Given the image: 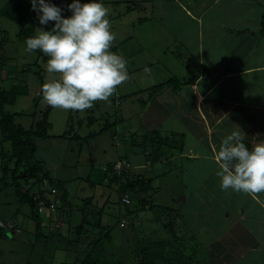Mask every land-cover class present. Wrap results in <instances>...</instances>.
<instances>
[{
    "label": "rangeland",
    "instance_id": "rangeland-1",
    "mask_svg": "<svg viewBox=\"0 0 264 264\" xmlns=\"http://www.w3.org/2000/svg\"><path fill=\"white\" fill-rule=\"evenodd\" d=\"M6 1L0 0V5ZM54 2L59 3L57 6H61V9H68V5L64 4L63 0H54ZM71 2L73 3V0ZM81 3H86V0ZM104 6L108 10L113 7L108 4H104ZM118 8L119 11L123 10V5ZM69 13L72 14L70 10ZM66 15L71 16L67 12ZM141 16L145 17L142 14ZM112 18L115 20L111 22V25L112 31L116 34L114 45L117 48L112 51L128 61V72L129 68L132 70L129 72L130 79L118 86L116 93L110 97V102L98 101L90 109L74 111L53 108L43 100L42 85L49 75L46 71L47 60L43 59L39 50L29 54L26 59L23 58L22 52H26L25 40L27 38H22L18 34L21 26L0 14V36L7 37L11 44L5 48L7 64H9L6 65L7 69L10 70L11 64L21 69L20 72L15 73V77L5 80L4 86L6 89L13 85L22 87L23 84H26L28 86L26 94H18L13 103H8L5 106V111L8 114H15V121L27 130L50 110L51 127H48V132L51 136L48 139L38 138L37 156L43 160L47 170L49 169L57 179L67 181L68 200L72 206V208L64 206L67 209L59 207L54 212L53 219H48L46 212L43 213L41 217L44 219L43 221H46V224L43 223L41 227L43 236H37L36 221L29 217L30 206L27 203H20L14 184H5L1 181L2 177L6 176V179L12 182L14 180L12 173L16 170V166L12 156L11 141L2 140L4 137L0 131V219L5 222L11 221L22 229L21 233H13L9 229L0 228V264H81L77 259L80 258V254L84 256L82 250L87 248L86 243L79 241L78 235L72 229L77 224H81L85 215L92 221L96 220L97 218L93 217V214L98 213L101 209H103V227L96 226L94 228L87 225L88 228L92 227L93 232H84L86 235L96 233L97 237H101L105 235L104 228L107 227L111 237L103 238L100 244L110 253V258L128 260L132 254L131 245L134 246L137 241H146L144 240L146 235L149 236V239H163L166 232L172 230L171 227L177 229L175 231L177 234L172 236L169 233L167 238L183 237L182 235H184V244L191 243L188 244L191 245L189 249L191 252H186L188 259L185 257V263L189 260V263L192 264L196 262L192 259L193 257H202L201 254H193V251L202 250L203 247L194 248L193 240L197 237L196 233L191 231V226L194 223L197 224V219L204 220V210L210 207L208 198L210 196L217 197L218 191H214L212 195L204 194L199 197L193 190L190 195H185L182 186L184 168L178 159L174 162L157 163L153 161L151 164L145 165L151 150L147 145V149L143 151L145 147L143 143L144 140L152 137L153 133H151L149 125L144 123L143 114L151 106L150 98L154 90L139 92L143 88L159 84L171 77H175L181 82L192 74L193 68H196L197 65L194 56L191 55V46L188 49L186 44L184 46L172 39L173 44L170 48L171 37L166 30H163V34L159 30L149 32L145 26H140V17L135 14L126 15L127 19H131L136 24L131 28L129 27L130 23H126V18H123L125 22L123 20L121 22V19L119 20V17L114 15ZM54 23L49 22L48 25H41L35 11L28 16L27 20V26L31 27L30 34L32 36L35 35L37 28L50 31L54 27ZM130 29H132V34L134 31L138 37L131 36L132 38L128 37L125 40ZM173 34L176 33L173 32ZM189 35L191 37V32ZM128 57H131L132 62L138 60L136 62L138 65L132 66ZM130 64L131 66H129ZM137 67H141V69L136 71ZM41 70L43 74H41ZM166 86L167 90H170V86ZM172 91L178 92L173 88ZM133 92L136 93L129 95ZM160 92L161 90L157 91V95ZM197 100L202 104L199 99ZM179 127V121L170 118L167 125L158 129L162 135H169V140L178 141L182 136L172 132H177ZM70 131L73 132L72 134H77L74 141H70L69 138H60L61 134ZM63 140L65 142H63V146H60ZM168 151L176 152L177 150L168 149ZM126 160L131 164L132 177L139 173H145L147 176L153 173L154 177L151 180L153 188L147 195L153 194V203L157 206L151 210L147 209L148 206L145 209L141 208L140 197L136 193L130 205L123 204L120 200L122 189L120 183L114 182L110 186L108 179L104 183L100 182L104 167H109L108 173L109 176H112L111 165L117 161ZM140 164H144L142 168H140ZM5 165L9 166L6 167L9 171L7 174L4 172ZM186 166L190 165L186 164ZM87 177L90 178L87 179ZM199 177L198 174H194V177L191 175V187L195 185L196 178ZM91 179H95L97 184H93ZM35 181V178L29 181L21 179L20 183L23 190L29 187L34 189L40 185V183H34ZM47 186L49 187L48 182H44L41 188L46 189ZM61 192L58 189L57 194L60 197ZM57 194L47 191L46 195L54 198ZM88 197H92L93 200L89 199L88 202H85V198ZM200 198L203 199L202 202ZM212 204L213 206L218 205L216 202ZM162 207L166 210H163ZM168 207L185 210L183 215L186 220H190L183 221L177 212H171ZM192 209H197V212L194 213ZM178 213L180 212L178 211ZM122 220L127 221V225L124 227L120 225ZM197 225L196 228L203 234L202 226ZM204 233V236H207V233ZM49 234H53L52 237L48 236L49 238L45 240L44 235ZM207 238L205 237V239ZM203 256L205 255L203 254ZM201 264H205V262Z\"/></svg>",
    "mask_w": 264,
    "mask_h": 264
},
{
    "label": "crops",
    "instance_id": "crops-1",
    "mask_svg": "<svg viewBox=\"0 0 264 264\" xmlns=\"http://www.w3.org/2000/svg\"><path fill=\"white\" fill-rule=\"evenodd\" d=\"M63 1L66 5L72 3L71 0ZM82 1L84 0H80ZM7 2L8 0L3 2L0 8ZM47 2L56 6L59 4L54 0ZM87 2L90 0H86ZM99 2L113 6L109 10L110 22L115 21L113 15L125 22L123 18H126V15L135 14L140 17V26H145L149 32L159 30L163 34V30H166L171 37L170 48L174 39L179 44H186L188 49L191 46V55L194 56L197 66L185 79L196 75L197 80L192 84L183 85L176 93L172 91L174 87L171 85L170 90H167V86L163 87L158 95L150 98L151 106L144 111L143 116L144 123L149 125L151 131H160L158 128L167 125L170 118L179 121L177 133H182L183 137L178 141L179 146L173 149L177 151L169 152L167 147H164L165 154L157 163L174 162L176 159L182 163L184 194L190 195L194 190L200 197L218 191L217 197L208 198L210 207L204 210V220H196L197 224L202 226L203 234L196 228L197 224L191 226V231L196 233L197 237L193 240L194 248L203 247L202 250L193 251V254L202 255L200 258L193 257L196 261L193 263L264 264V207L248 194L237 193L231 189L222 190L221 180L216 175L218 165L213 158L214 149L218 150L222 139L237 130V126L245 134V143L249 149L254 140L264 139V0ZM122 5L123 10L119 11L118 7ZM66 12L72 15L69 8H63L62 16L65 18L69 17ZM31 13H34L33 9ZM126 23H130V28L136 25L127 18ZM122 28L124 30L123 25ZM128 31L125 40L128 37H138L134 31L132 34V29ZM23 37L28 36L24 34ZM9 44L10 41L7 40L0 49V90L6 89L5 80L15 77V73L21 70L13 64L9 66L10 70L7 69L9 64L5 48L9 47ZM116 49L113 44L111 50ZM22 53L25 59L29 56L27 52ZM128 59L132 66L138 65V60L132 62L131 57ZM135 69L139 71L141 67ZM130 71L132 72L129 68ZM197 99L202 104L198 103ZM63 142L65 141L63 140L60 146H63ZM140 165L142 168L144 164ZM194 174L200 177L196 178L195 185L191 187V175L194 177ZM149 177H154L153 173H150ZM259 198L264 200V193L259 194ZM214 202L219 206H213ZM192 210L197 212V209ZM172 211L177 212L183 221L190 220L185 219V210L171 208ZM171 228V231H165L163 239L167 238L169 233L175 235L177 229ZM204 232L207 236H204ZM182 236H174L172 239L180 240L184 238V235ZM148 238L146 235V239ZM201 239L204 240L201 242ZM188 244L184 250L187 253L191 252V245ZM188 263L189 260L179 264Z\"/></svg>",
    "mask_w": 264,
    "mask_h": 264
},
{
    "label": "clouds",
    "instance_id": "clouds-1",
    "mask_svg": "<svg viewBox=\"0 0 264 264\" xmlns=\"http://www.w3.org/2000/svg\"><path fill=\"white\" fill-rule=\"evenodd\" d=\"M39 23L55 22L50 31L37 28L25 40V51L36 50L48 57L49 74L42 85L43 100L51 107L84 111L98 101L110 102L118 86L130 79L128 61L111 49L116 39L108 19L109 10L99 0L68 5L72 15L62 16L60 7L47 0H31ZM246 136L237 126L214 149L220 187L243 192L264 207V139L246 146Z\"/></svg>",
    "mask_w": 264,
    "mask_h": 264
},
{
    "label": "trees",
    "instance_id": "trees-1",
    "mask_svg": "<svg viewBox=\"0 0 264 264\" xmlns=\"http://www.w3.org/2000/svg\"><path fill=\"white\" fill-rule=\"evenodd\" d=\"M32 9L31 0H8V2L0 8V14L4 17L10 18L13 21L17 22L21 26L19 31V35L23 38V35L26 34L28 37L32 36L30 34L31 27L27 26L28 16L30 15ZM25 37V38H28ZM7 37L2 38L0 36V49L7 42ZM43 59L48 60L43 53ZM43 74V71H40ZM198 76H192L189 79H184L183 81H178L177 78L171 77L159 84H155L149 88L143 89L139 92H144L148 90H154L152 92V98L157 94V91L161 90L166 85H171L174 87L176 91H179L181 87L185 84L193 83L197 80ZM28 86L23 84L22 87L19 85H13L9 89H1L0 90V130L3 134L2 140L11 141L12 144V156L15 159L16 170L13 171L12 177L13 181L9 182L5 177H2L1 181L5 184H14L16 190V196L20 203H27L30 206V214L29 217L36 221V232L37 236L40 237L43 234L41 233L42 224H46V221L41 217L43 213L46 212V216L48 219L54 218V212L58 210V208H66L71 207V203L68 200V189L66 186L67 181L62 179H57L50 171L47 170V167L44 165V162L41 158L37 156L38 145L37 140L39 139H48L50 138V134L48 132V127H51V122L49 121L50 110L44 114L43 118L39 121H36L29 129H24L23 126L15 121V114H8L5 111V106L8 103H13L16 99L15 97L20 94H26ZM14 94L13 96H10ZM135 93H131L129 95H134ZM69 133V134H68ZM64 132L60 135V138L66 139L69 138L70 141H74L77 138V134H72L73 132ZM152 137L144 140L143 151L147 149V145L150 148V157H148L147 163L145 165L151 164L153 161L158 162L162 158L164 153V147L167 149H174L179 146L178 138L174 141L169 140V135H162L158 130L151 131ZM173 134H178V136H182V133L172 132ZM183 137V136H182ZM1 140V141H2ZM177 143V144H176ZM165 145V146H164ZM114 165H111L112 176H109L108 168L104 167L101 175V183H104L107 179L109 180L110 186L112 183H120L122 186L120 200L125 205H130L132 203V198L136 193L140 197L141 208L152 209L157 206L153 203V194L147 195L149 191L153 188L151 185V180L153 177L147 176L145 173H139L135 176H131L132 172L130 169H122L121 171L114 170ZM8 165L4 166V172L7 174ZM23 169V170H22ZM35 178L34 183H40L37 188L31 189L29 187L26 190H23L22 184L20 183L21 179H25L29 181L30 179ZM90 177H87L89 179ZM93 184H97L95 179L90 180ZM44 182H48L49 187L46 189L41 188V185ZM98 181V183H100ZM53 189V190H52ZM59 191L61 192V197L57 194ZM52 190V191H51ZM47 191L51 194L56 192L57 196L54 198L48 197ZM124 194H129L131 198V203L126 204L123 202L122 197ZM54 196V195H53ZM58 199V202L56 201ZM89 199L92 201V197L85 198V202H88ZM43 201L45 203L46 209L44 212H40L39 202ZM51 201L57 202L56 207L51 211L48 210L49 204ZM163 210H166L162 207ZM67 209V208H66ZM171 210L170 207H168ZM136 212V211H135ZM169 212V211H168ZM103 209L98 211V213H94L93 217L97 218L93 221L89 219L88 216H84L81 220V224H77L72 231L78 235L79 241H83L86 244V249L82 252L84 256H81L77 259L81 264H179L181 262H185L188 259L187 253L184 251L186 249V245L183 242V239H172V238H164V239H146L144 238L143 242L137 241L134 246L131 245L132 254L128 260H123L122 258H110V253H108L104 246L101 243V240L105 237L110 238V231L107 230V227L104 228L105 235L101 237H97L95 234H87L84 231L93 232L92 227L99 228L103 227ZM2 220V219H0ZM3 221V220H2ZM5 222V221H4ZM10 222V221H9ZM5 222V223H9ZM71 222V221H69ZM122 222L124 224L122 225ZM14 224V228L3 227L0 225V228L9 229L13 233H21L22 229L20 226ZM87 225L92 226L88 228ZM120 225L122 227L127 225V221L122 220ZM47 226V225H46ZM93 228V229H94ZM4 235V234H2ZM53 234L44 235V239L47 240L48 236L52 237ZM70 245V242L68 243ZM176 249V250H175ZM107 252V253H106ZM106 254V255H105ZM109 254V255H108ZM178 257V258H176ZM186 257V259H185Z\"/></svg>",
    "mask_w": 264,
    "mask_h": 264
},
{
    "label": "built area",
    "instance_id": "built-area-1",
    "mask_svg": "<svg viewBox=\"0 0 264 264\" xmlns=\"http://www.w3.org/2000/svg\"><path fill=\"white\" fill-rule=\"evenodd\" d=\"M131 167L130 162L126 161H117L114 165V170L117 171H121L122 169H129ZM122 200L124 203L129 204L131 203V198L129 194H124V196L122 197ZM58 202V199L56 200ZM57 202L51 201V203L49 204V208L48 210L51 211L52 209H54L56 207ZM40 212H44L46 209L45 203L43 201L39 202V207H38ZM124 224V222H122V225ZM0 225L3 227H9V228H14V224L13 222H9V223H5L4 221L0 220Z\"/></svg>",
    "mask_w": 264,
    "mask_h": 264
}]
</instances>
